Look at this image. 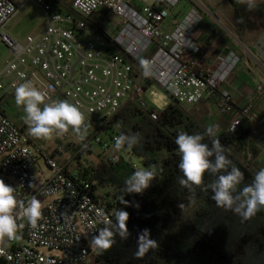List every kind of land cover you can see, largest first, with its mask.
<instances>
[{
    "label": "built area",
    "instance_id": "1",
    "mask_svg": "<svg viewBox=\"0 0 264 264\" xmlns=\"http://www.w3.org/2000/svg\"><path fill=\"white\" fill-rule=\"evenodd\" d=\"M31 1L45 10L49 22L41 33L18 42L4 29L19 8L14 0H0V45L12 52L0 74V178L15 188L18 199L27 202L36 196L43 217L36 229L18 220L25 225L19 229L21 238L8 243L11 259L0 257V264H89L101 252L90 246L91 238L104 226L101 213L114 221L115 211L94 190L76 159L84 152L93 153L96 146L104 153L109 150L101 131L127 107L160 120L163 112L150 107L145 98L151 85L161 87L186 112L217 98L223 131L233 133L248 121L250 141L264 152L259 114L264 85L238 105L234 77L241 59L231 52L220 56L216 66L207 65L205 43L194 35L203 20L197 8L181 18L180 0H153L142 12L135 0L134 4L132 0H26ZM7 78H12L9 86ZM25 80L46 93V101L67 99L84 115L103 122L102 129L91 134L92 122L85 118L87 148L71 130L63 137L35 139L24 122L7 114L14 86ZM119 135L113 134V144ZM40 158L52 172L41 182L35 173Z\"/></svg>",
    "mask_w": 264,
    "mask_h": 264
},
{
    "label": "trees",
    "instance_id": "2",
    "mask_svg": "<svg viewBox=\"0 0 264 264\" xmlns=\"http://www.w3.org/2000/svg\"><path fill=\"white\" fill-rule=\"evenodd\" d=\"M116 128L120 134L139 133L140 141L136 146L119 150L139 159L141 169L154 166L156 175L143 194H126L121 189L125 179L136 170L133 163L121 156L117 161H113V157L102 158L96 165L77 161L94 184V190L112 191L111 195L109 191L100 193L106 197L110 209L130 213L127 228L131 235L127 240L116 235L113 246L97 255V264H264V211L242 221L234 212L217 207L211 199L212 191L207 187L215 177L208 173L201 186L189 189L178 183L183 174L178 168L180 157L175 138L181 131L203 134L206 127L173 103L158 121L136 108L127 107L103 128V132H112L113 139ZM251 131V124L244 120L235 132L218 135L221 144L229 150L226 155L244 173L240 188L251 183L255 174L253 162L261 154L250 141ZM204 142L210 143L207 137ZM250 155L252 159H249ZM122 196L128 206L121 203ZM193 196L202 203L195 215L186 220L183 238L173 245L168 237L174 220L182 215ZM143 229L150 230V238L156 240L159 247L137 259L134 253L138 234Z\"/></svg>",
    "mask_w": 264,
    "mask_h": 264
},
{
    "label": "clouds",
    "instance_id": "3",
    "mask_svg": "<svg viewBox=\"0 0 264 264\" xmlns=\"http://www.w3.org/2000/svg\"><path fill=\"white\" fill-rule=\"evenodd\" d=\"M236 2L245 6L246 11L250 12L257 8L259 0H236ZM237 22L243 23V17L238 18ZM14 87L15 103L23 108L28 135L38 140H51L63 137L71 130L82 147H88L84 142L89 134V124L77 104L67 99L50 97L46 101V93L35 87L30 80H25ZM205 137L210 143L204 142ZM139 141V133L120 134L115 139V147L131 149ZM175 144L180 157L178 168L183 174L178 183L182 187L191 189L193 186H201L205 174L208 173L215 177L207 187L211 189V199L215 201L217 207L234 212L242 221H247L258 212L264 211V168H260L254 174L250 184L240 188L244 173L226 155L229 150L221 144L217 126L206 127L203 134L181 131L175 138ZM221 172L223 174L217 175ZM155 175L154 166L152 169L135 170L125 179L121 191L126 194H143L151 186ZM121 203L128 206L124 196L121 197ZM135 206L138 208V203ZM101 215L105 216L102 221L104 226L97 230L98 234L92 236L90 241L92 248L100 251L110 249L115 243L116 235L122 240L129 238L131 233L127 228V222L130 213L120 209L115 212L114 221L107 218L104 213ZM42 217V203L36 196H32L27 202L18 199L15 188L0 178V257L6 256L7 259H11L6 252L7 245L21 238L19 229L25 226L18 223L19 219L26 220L30 228L36 229ZM158 247V242L150 238V230L143 229L138 234L134 256L142 259L150 250Z\"/></svg>",
    "mask_w": 264,
    "mask_h": 264
},
{
    "label": "rangeland",
    "instance_id": "4",
    "mask_svg": "<svg viewBox=\"0 0 264 264\" xmlns=\"http://www.w3.org/2000/svg\"><path fill=\"white\" fill-rule=\"evenodd\" d=\"M14 2L19 8V11L4 29V32L12 39L18 42H24L28 36L41 33L47 27L49 16L45 12V10L37 4L36 1L27 3L26 0H14ZM135 3L136 4H133L137 7L138 10L142 12L145 6L152 5L153 0H142V2L135 0ZM193 8H197L200 12L201 10L205 11L206 18L213 25L218 27V37L214 41L215 44L213 45V50H215L223 40H227L230 43H233L234 49L237 51L241 59V66L244 67L247 72L254 69V62L251 59V57H253L255 61H257V64L263 71L262 74L264 75V66L255 56V53L251 47L253 41L262 34L264 28L256 33L254 37H251L252 40L248 42L245 39L246 37L248 38V36L244 35L243 29L245 26V22H237L238 18H240L239 15L241 12L245 13L247 16H251L252 11H246L245 6L237 3L236 0H180L178 12H180L181 10L183 11L180 17L183 18ZM257 9H264V0H259ZM245 49H247L248 51L246 52ZM249 52L251 54H249ZM11 58V50L6 45L1 44L0 74L5 69L6 60ZM261 78V81L263 82L262 84L264 85V77ZM11 82L12 78H7L5 80L6 86H9ZM145 98L150 107L162 112H164L171 104L174 103L170 96L157 85H151L148 87ZM8 101L11 107L6 109L7 114L20 123L24 122L23 108L16 105L15 98H10ZM187 115L192 120L203 125L204 127L215 125L217 126V129L220 128L223 131V127H221L222 124H220L219 122V113L213 105L208 104L206 107L204 103H201L196 107L190 108V110L187 112ZM84 116L86 119L92 122V125L90 126L91 134L102 129L103 122L97 121L93 117L88 115ZM101 132L102 133L100 134V138L105 144L110 145L109 150L104 153L101 146H96V149L93 153L84 152L78 156L83 163L86 162L90 165H96L102 160V158H118L119 156H121L126 161H131L138 167L141 166L139 159L133 157L132 155H129L127 152L114 147V144L111 142L112 132ZM115 132H119V130L116 128ZM78 157L76 160H79ZM250 159H252V156L250 157ZM252 167L255 173L260 169L257 161L253 162ZM35 173L38 177L39 182H41L42 180H47L52 176L51 169L45 164L42 158L39 159L38 164L35 166ZM108 191L111 195L112 191L110 189L100 190L99 193L103 194ZM201 203L202 201L197 197H191L190 204L183 210L182 215L175 218L173 227L168 237V240L171 244L174 245L177 240L183 238L185 233L186 220L191 219L195 215ZM43 252L45 254H50L49 251Z\"/></svg>",
    "mask_w": 264,
    "mask_h": 264
},
{
    "label": "crops",
    "instance_id": "5",
    "mask_svg": "<svg viewBox=\"0 0 264 264\" xmlns=\"http://www.w3.org/2000/svg\"><path fill=\"white\" fill-rule=\"evenodd\" d=\"M182 14L183 11L181 10ZM205 11L201 10V15L203 17L202 22L199 26L194 30V35L201 39L205 43L206 51H207V65L209 67H214L217 65L218 58L220 56L227 55L231 52H234L238 55L237 51L234 49L233 43H230L227 40H223L222 43L217 46L215 50H213L214 41L218 37V27L213 25L205 15ZM228 39V38H227ZM243 46V45H242ZM246 52L248 51L245 49ZM250 54V53H249ZM239 56V55H238ZM251 57V56H250ZM251 59L254 62V69L252 71H246L244 67L240 65L237 67L234 77V85L237 86L236 100L238 105H243L246 99V96L251 93V91L255 90L258 85H261L263 82L261 81V77H264L262 74L263 71L258 66L257 61L253 57ZM207 107L208 104L215 106L218 112L217 107V98H210L203 102ZM203 105V104H202ZM260 108L259 114L261 118L260 128L264 132V113L261 112L264 110V97L260 99ZM221 130H218V135L222 134ZM257 164L260 168H264V152H261L259 158L257 159Z\"/></svg>",
    "mask_w": 264,
    "mask_h": 264
},
{
    "label": "flooded vegetation",
    "instance_id": "6",
    "mask_svg": "<svg viewBox=\"0 0 264 264\" xmlns=\"http://www.w3.org/2000/svg\"><path fill=\"white\" fill-rule=\"evenodd\" d=\"M251 16H247L245 13H240V17H243L245 26H244V35L248 36L246 37V41L250 42L252 39L251 37H254L256 33H258L262 28H264V9H255L252 11ZM264 30L261 35H259L251 44L252 50L255 53V56L259 59L261 64L264 66V61L260 57L258 51L255 49V46L258 44L259 40L263 37ZM260 47L262 45H259ZM264 51V48H263Z\"/></svg>",
    "mask_w": 264,
    "mask_h": 264
},
{
    "label": "water",
    "instance_id": "7",
    "mask_svg": "<svg viewBox=\"0 0 264 264\" xmlns=\"http://www.w3.org/2000/svg\"><path fill=\"white\" fill-rule=\"evenodd\" d=\"M259 45H262L261 47ZM263 48H264V35L263 37L259 40L258 44L255 46V49L258 51L260 57L262 58V60L264 61V51H263ZM250 53V52H249ZM251 54V53H250ZM97 256L96 255H93L91 257V262L89 264H97ZM81 264H85V263H81Z\"/></svg>",
    "mask_w": 264,
    "mask_h": 264
}]
</instances>
